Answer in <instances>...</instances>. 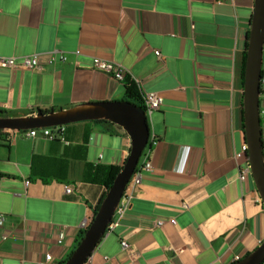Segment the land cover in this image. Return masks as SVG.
Masks as SVG:
<instances>
[{
    "label": "crops",
    "instance_id": "crops-1",
    "mask_svg": "<svg viewBox=\"0 0 264 264\" xmlns=\"http://www.w3.org/2000/svg\"><path fill=\"white\" fill-rule=\"evenodd\" d=\"M253 10L254 0H0V56L68 52L67 63L44 69L0 66L4 113L141 100L137 84L129 96L93 56L165 97L149 118L152 167L86 264H232L264 240V203L251 170L241 179L249 159L237 156ZM67 126L69 144L0 130V212L10 218L0 264H39L49 253L45 264H61L109 188L95 169L122 168L129 155L131 137L112 121ZM262 129L264 141V116Z\"/></svg>",
    "mask_w": 264,
    "mask_h": 264
},
{
    "label": "water",
    "instance_id": "water-1",
    "mask_svg": "<svg viewBox=\"0 0 264 264\" xmlns=\"http://www.w3.org/2000/svg\"><path fill=\"white\" fill-rule=\"evenodd\" d=\"M263 46L264 0H254L244 74V131L251 172L264 203V141L259 111L264 65ZM100 119L112 121L126 130L131 137V150L89 227L62 264H86L113 222L114 214L149 142L151 128L145 109L131 100L90 101L68 108H52L49 111L39 108L34 113L18 115H9L0 109V130H28ZM262 263L264 240L253 251L232 264Z\"/></svg>",
    "mask_w": 264,
    "mask_h": 264
},
{
    "label": "built area",
    "instance_id": "built-area-1",
    "mask_svg": "<svg viewBox=\"0 0 264 264\" xmlns=\"http://www.w3.org/2000/svg\"><path fill=\"white\" fill-rule=\"evenodd\" d=\"M263 52H264V46H263ZM77 54H80V51H76ZM156 55L160 56L161 52L160 50L155 51ZM68 62V52L63 51L62 49H51L50 51L46 52H39V53H33V54H27V55H22V56H0V66L1 67H23L25 69H44V64L47 65H56V64H61V63H67ZM92 66L100 70L102 72H105L111 76H113L115 79L125 81H133L135 84L138 85L140 92H141V99H142V104L144 106L146 115L149 118L152 116V114L158 110L161 109L163 104L165 103V97L157 92V91H148L145 90L140 81L131 77L129 75V71L120 63L114 62V61H109L104 58L98 57V56H93L92 57ZM264 75H262L261 78V92L262 95L260 96V106H259V111L261 117L264 116ZM67 124H62V125H56V126H48V127H36L28 130H22L26 131L28 135L31 137H37V136H44L48 138L49 140L52 141H60L62 143L69 144L70 140L68 139L67 136ZM158 143V137L156 136L155 133H150L149 137V142L148 145L143 152V155L141 157V160L135 170L134 175L132 176L127 191L124 194V197L119 204L116 213H119L120 215H123L128 207V191L131 185H140L142 183L143 179V174L146 170L151 169L152 167V162L150 159V155L152 153L153 147ZM238 157H247L248 156V144L245 142L242 145V150L237 154ZM144 159V160H143ZM251 170L250 167V162H249V167L248 169H242L241 171V179H245L246 174L248 171ZM31 183V179H26L25 180V188L29 186ZM66 191L71 193L73 192V187L72 185H66ZM114 214V215H115ZM93 219V218H92ZM92 219L90 218H84L81 221L80 227L85 231ZM10 221L9 215L3 212H0V226L4 227L8 222ZM162 223V222H161ZM114 222H112L108 228L110 229L113 226ZM107 232V231H106ZM65 234L60 233L59 235V242H62L64 239ZM7 238V236H5ZM122 247L125 250L130 249V243L127 240L122 241ZM239 260V258H238ZM46 262H54L53 260V255L51 253L46 255V260L41 261L39 264H45Z\"/></svg>",
    "mask_w": 264,
    "mask_h": 264
},
{
    "label": "trees",
    "instance_id": "trees-1",
    "mask_svg": "<svg viewBox=\"0 0 264 264\" xmlns=\"http://www.w3.org/2000/svg\"><path fill=\"white\" fill-rule=\"evenodd\" d=\"M249 34H250V31L248 32V38H249ZM247 46H248V40H247ZM245 64H246V56H245V59H244L243 77H244V74H245ZM126 84H127V93L129 94V96L138 97L139 94H138V91L136 89L135 82L127 80ZM135 103L143 106L142 99L141 100L138 99ZM44 111H48V110H44ZM32 113H33V111H32ZM11 115H13V114H11ZM67 125H69V124H67ZM243 129H244V125H243ZM244 133H245V131H244ZM120 169L121 168L113 166V165H98L97 168L95 169V172L97 173L96 176H98V178L102 177L101 179H104V180H102V182H104V184L107 187H110L113 184V182L115 180V177L118 174V172L120 171ZM83 234H84V231L81 233L80 238L83 236Z\"/></svg>",
    "mask_w": 264,
    "mask_h": 264
}]
</instances>
